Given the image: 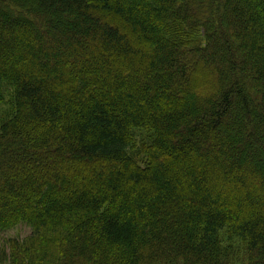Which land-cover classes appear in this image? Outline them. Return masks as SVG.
I'll use <instances>...</instances> for the list:
<instances>
[{
  "label": "trees",
  "instance_id": "trees-1",
  "mask_svg": "<svg viewBox=\"0 0 264 264\" xmlns=\"http://www.w3.org/2000/svg\"><path fill=\"white\" fill-rule=\"evenodd\" d=\"M8 88L0 264H264V0H0Z\"/></svg>",
  "mask_w": 264,
  "mask_h": 264
},
{
  "label": "rangeland",
  "instance_id": "rangeland-1",
  "mask_svg": "<svg viewBox=\"0 0 264 264\" xmlns=\"http://www.w3.org/2000/svg\"><path fill=\"white\" fill-rule=\"evenodd\" d=\"M4 102L0 104V127L4 125L5 121H8L12 115L11 100L9 95V88L4 90ZM135 146L130 148L129 155L133 157V160L139 164L143 165L145 156L140 149L141 141L147 135L138 130L135 131ZM31 233V229L24 224H19L9 231H4L0 235V247L4 238H17L23 239L25 236ZM220 238L222 241V246L227 254V258L232 264H243L247 259V242L242 238L235 236L230 233L228 228H223L220 232Z\"/></svg>",
  "mask_w": 264,
  "mask_h": 264
}]
</instances>
